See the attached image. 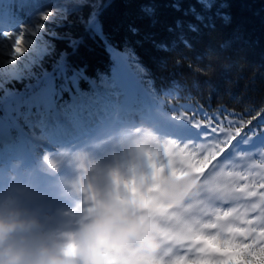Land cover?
Returning a JSON list of instances; mask_svg holds the SVG:
<instances>
[{
  "label": "rangeland",
  "instance_id": "rangeland-1",
  "mask_svg": "<svg viewBox=\"0 0 264 264\" xmlns=\"http://www.w3.org/2000/svg\"><path fill=\"white\" fill-rule=\"evenodd\" d=\"M99 1L0 0L4 5L13 3L24 7L27 18V22L18 28L6 27L5 19L10 17L4 10L0 12V90L8 83L19 82L41 61L47 52L45 34L48 33L49 25L79 17L82 11L90 10ZM4 33L12 35L6 37ZM21 34L24 52L16 55L13 45ZM112 57L115 64L111 76L99 77L94 81L98 88L93 95L100 99L102 110L93 114L92 120L95 121L91 128H95V136L92 138L76 140L71 144L68 142V147L53 144L52 135L48 136L46 128L40 127L43 118L38 104L45 101L47 109L58 105L48 100L51 98L48 91L37 99L26 100L21 95L6 98L5 110L0 112V128L6 132L14 122L23 123L30 140L39 141L35 146V167L42 169L45 165H51V171L55 173V181L48 187L43 186L42 181L35 178V167H32L29 179L23 178L24 184L20 186L33 195L46 191L71 195L82 206L93 211L103 188L116 193L124 190L135 195L138 182L146 183L156 178L157 174L161 180L187 178V172L177 167L179 162H183L187 168L204 172L203 186L211 192L232 197L244 194L250 202L246 207L236 205L230 210L222 209L201 199L195 185L182 203L160 205L159 214L164 218V224L157 236L172 240L173 243L195 245L201 252L214 253L215 257L204 256L192 261L189 256L171 252L167 259L155 255L154 264H233L240 243L247 242L248 248H264V132L259 136L249 135L250 132L245 135L238 133L233 124H228L229 128L223 130L215 122L213 130L216 137L213 140L209 139L202 145H176L169 139L154 137L141 120L129 126L113 125L111 113L117 111L119 101L134 94L147 105V115L183 129L193 126L184 113L177 112L179 118H175L152 110L155 107L154 96L147 86L146 74L136 63L134 55L124 51ZM142 89L149 92L147 97ZM85 105L89 107L87 102ZM91 108H96V105L93 104ZM108 110L110 112L101 119H95V116ZM63 121L69 124L66 118ZM47 136L48 139L45 138ZM231 140L234 143H230ZM238 142L248 145L249 149L241 150ZM141 145L146 146L141 149ZM227 146L235 158L224 157L217 161V150ZM252 153L261 154V164L254 162ZM0 166L3 170L6 167ZM6 172L10 173L8 170ZM214 237H225L231 241L234 251L210 246L208 243Z\"/></svg>",
  "mask_w": 264,
  "mask_h": 264
},
{
  "label": "trees",
  "instance_id": "trees-1",
  "mask_svg": "<svg viewBox=\"0 0 264 264\" xmlns=\"http://www.w3.org/2000/svg\"><path fill=\"white\" fill-rule=\"evenodd\" d=\"M10 10L17 24L26 22L25 12ZM45 42L47 52L26 77L2 87L0 109L6 94L36 96L71 76L107 73L111 54L128 51L160 103L254 128L262 126L259 113L264 121V0H100L49 25Z\"/></svg>",
  "mask_w": 264,
  "mask_h": 264
},
{
  "label": "clouds",
  "instance_id": "clouds-1",
  "mask_svg": "<svg viewBox=\"0 0 264 264\" xmlns=\"http://www.w3.org/2000/svg\"><path fill=\"white\" fill-rule=\"evenodd\" d=\"M195 184L192 178L161 180L157 174L146 183L138 182L135 195L103 188L94 210L76 225L68 248L74 257L57 239H16L17 233L30 231L37 222L0 214V264H154L160 249L157 233L164 224L160 205L182 203Z\"/></svg>",
  "mask_w": 264,
  "mask_h": 264
},
{
  "label": "bare ground",
  "instance_id": "bare-ground-1",
  "mask_svg": "<svg viewBox=\"0 0 264 264\" xmlns=\"http://www.w3.org/2000/svg\"><path fill=\"white\" fill-rule=\"evenodd\" d=\"M129 115H132V113H129ZM84 116L86 117V119H85L86 125H91L93 122V120H92L93 113L85 112ZM54 124H60L58 126L59 131H61V130L63 131L67 128L63 123L61 124L59 122H57V123L51 122L49 125V129L51 131H55L54 130ZM80 125H81V120H78L76 123V126L78 127ZM36 126H38V125H36ZM70 134H71V131L68 132V138H71ZM8 135H9V132H8ZM8 135L5 132H3L2 128H0V139H8ZM55 135L59 138L63 137V133L58 132V131H55ZM12 174H13V177L17 178L18 174L13 169H12ZM13 177H11L12 179L10 182H6L7 186H9V187L10 186H18V183L16 182V180H14ZM198 188L200 190V195L203 196L207 201H211L214 204H222V205L234 204V202H233L234 199H231L227 196L216 195V194H214L208 190L203 189L202 187H198ZM241 198H243V197L238 198V201L239 200L242 201L243 199H241ZM0 203L8 204V197L6 196L4 189H0ZM75 204L77 206H79L76 202L74 203V201H72V205L75 206ZM77 209H79V218L78 219L80 220L83 217V215H82L83 212L80 210V208H77ZM84 209L87 211L86 214L92 212L86 208H83V210ZM80 213H81V215H80ZM58 225H59V223L56 224L55 226H48L44 221H41L40 224H37L36 227L32 228L30 231L24 232V233H17L15 238L20 239L23 236V237H26L27 240L30 242H32V241L39 242V241L51 240V239H57V240L61 241V240H66L68 238L69 239L68 244H66L64 246L66 248V250H68L69 245L71 243V239L73 238V236L71 234H69L66 238L65 233H64L63 229L61 228V225H59V226ZM158 242L160 245V249H159L158 253H160L163 257L164 256L167 257V255L173 249H174V251H176L178 253H186V254L191 255L190 250H185L187 248H185V249L178 248L179 247L178 245H176V244L171 245V244L166 243L164 240H161V239H158ZM198 255H199L198 251H195L193 254V256H195V257ZM201 255L203 256L204 254H201Z\"/></svg>",
  "mask_w": 264,
  "mask_h": 264
},
{
  "label": "snow or ice",
  "instance_id": "snow-or-ice-1",
  "mask_svg": "<svg viewBox=\"0 0 264 264\" xmlns=\"http://www.w3.org/2000/svg\"><path fill=\"white\" fill-rule=\"evenodd\" d=\"M47 17H45V19H46ZM4 35L6 36V37H9V36H11L12 34L11 33H4ZM22 40H23V35L21 34V35H18L17 37H16V39H15V43H14V45H13V50H14V53L16 54V55H20V54H22L23 52H24V47H23V45H22ZM17 49H19V51H17Z\"/></svg>",
  "mask_w": 264,
  "mask_h": 264
}]
</instances>
